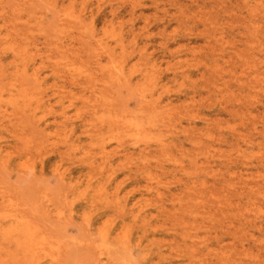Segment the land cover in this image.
<instances>
[{
    "label": "rangeland",
    "instance_id": "rangeland-1",
    "mask_svg": "<svg viewBox=\"0 0 264 264\" xmlns=\"http://www.w3.org/2000/svg\"><path fill=\"white\" fill-rule=\"evenodd\" d=\"M0 264H264V0H0Z\"/></svg>",
    "mask_w": 264,
    "mask_h": 264
}]
</instances>
